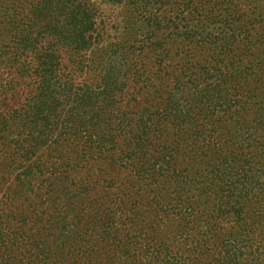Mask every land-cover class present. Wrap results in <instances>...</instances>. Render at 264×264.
<instances>
[{
    "label": "trees",
    "instance_id": "trees-1",
    "mask_svg": "<svg viewBox=\"0 0 264 264\" xmlns=\"http://www.w3.org/2000/svg\"><path fill=\"white\" fill-rule=\"evenodd\" d=\"M0 264H264V0H0Z\"/></svg>",
    "mask_w": 264,
    "mask_h": 264
}]
</instances>
